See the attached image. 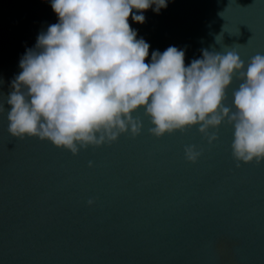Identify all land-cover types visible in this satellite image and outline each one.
<instances>
[{"label": "water", "instance_id": "water-1", "mask_svg": "<svg viewBox=\"0 0 264 264\" xmlns=\"http://www.w3.org/2000/svg\"><path fill=\"white\" fill-rule=\"evenodd\" d=\"M0 264H264V0H0Z\"/></svg>", "mask_w": 264, "mask_h": 264}]
</instances>
